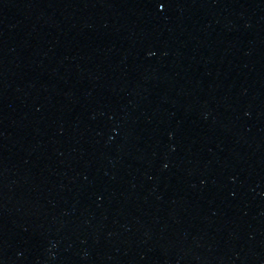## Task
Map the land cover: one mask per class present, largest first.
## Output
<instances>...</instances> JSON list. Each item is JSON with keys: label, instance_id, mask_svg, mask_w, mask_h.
<instances>
[{"label": "water", "instance_id": "obj_1", "mask_svg": "<svg viewBox=\"0 0 264 264\" xmlns=\"http://www.w3.org/2000/svg\"><path fill=\"white\" fill-rule=\"evenodd\" d=\"M0 264H264V0H0Z\"/></svg>", "mask_w": 264, "mask_h": 264}, {"label": "snow or ice", "instance_id": "obj_2", "mask_svg": "<svg viewBox=\"0 0 264 264\" xmlns=\"http://www.w3.org/2000/svg\"><path fill=\"white\" fill-rule=\"evenodd\" d=\"M160 7H164V5H163V4H161V5H160Z\"/></svg>", "mask_w": 264, "mask_h": 264}]
</instances>
